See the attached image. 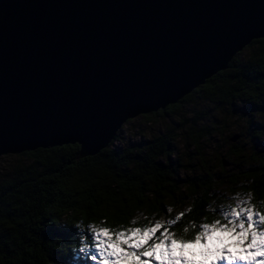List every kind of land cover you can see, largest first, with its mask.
I'll return each mask as SVG.
<instances>
[{
    "label": "trees",
    "instance_id": "trees-1",
    "mask_svg": "<svg viewBox=\"0 0 264 264\" xmlns=\"http://www.w3.org/2000/svg\"><path fill=\"white\" fill-rule=\"evenodd\" d=\"M193 97L201 103L188 118L137 141L115 143L120 126L91 155L77 158L75 142L12 153L0 171V264H95L92 228L107 229L101 247L156 222L178 239H194L200 225L225 223L221 209L239 198L263 213L264 36L176 102L140 115L168 114ZM232 119L250 125L248 133L228 130ZM217 135L224 148L209 147ZM180 136L184 161L174 153Z\"/></svg>",
    "mask_w": 264,
    "mask_h": 264
},
{
    "label": "water",
    "instance_id": "water-1",
    "mask_svg": "<svg viewBox=\"0 0 264 264\" xmlns=\"http://www.w3.org/2000/svg\"><path fill=\"white\" fill-rule=\"evenodd\" d=\"M262 36L264 0H0V154H94Z\"/></svg>",
    "mask_w": 264,
    "mask_h": 264
},
{
    "label": "snow or ice",
    "instance_id": "snow-or-ice-1",
    "mask_svg": "<svg viewBox=\"0 0 264 264\" xmlns=\"http://www.w3.org/2000/svg\"><path fill=\"white\" fill-rule=\"evenodd\" d=\"M221 215L225 223L220 220L204 223L190 240L176 238L161 222L143 229L132 228L129 233L120 232L118 237L128 246L127 251L120 253L101 247L106 244L100 240L101 231L107 232V229L92 228L91 232L104 264H121L122 261H131V264H264V213L255 211L250 200H244L222 208ZM182 216L183 213L176 216L168 226L175 225ZM233 248L237 251L233 252Z\"/></svg>",
    "mask_w": 264,
    "mask_h": 264
},
{
    "label": "rangeland",
    "instance_id": "rangeland-1",
    "mask_svg": "<svg viewBox=\"0 0 264 264\" xmlns=\"http://www.w3.org/2000/svg\"><path fill=\"white\" fill-rule=\"evenodd\" d=\"M201 102L194 98L191 100H186L180 103V105L175 108L173 111L169 112L168 114H157L152 115L150 117H144L140 114H137L130 118L129 120L122 123L120 130L118 131V138L115 140V143H118L121 141H137L142 137L151 136L159 131H162L164 126L167 125L169 122L173 120H178L179 118H188L192 112V110L195 107H198V105ZM229 126L228 130H232V132L237 131L238 129L243 128L246 132L251 127L250 125L244 124L240 119H232L228 120ZM242 130V129H241ZM248 133V132H247ZM226 132L224 133L225 136ZM222 135H217L211 144H209L210 148H214L215 145L220 144L221 147L224 146V142H221ZM231 137V136H230ZM230 137L227 139L228 141H233V139H230ZM247 137V136H246ZM208 142V140H206ZM213 145V146H212ZM259 147H261L260 143L258 144ZM183 137L180 136L174 141V153L176 154L177 158L180 161H184V153H183ZM209 148V149H210ZM224 148V147H223ZM208 151V154H210V151ZM13 158L12 153H5L0 154V171L5 167V165L8 163V161ZM237 200L244 201L242 198H239ZM255 211L258 212L257 209ZM264 213V210H263ZM116 244V245H115ZM127 244L123 243L122 239L117 237V243L112 244V247H108L109 249H112L116 251L117 253H120L121 251H127ZM92 250H95L94 247H92ZM198 250V246H197ZM233 252H236L237 249L233 248ZM97 253H99L97 251ZM101 256V255H100ZM98 258V261L95 264H104V261L102 257ZM143 259V257H142ZM121 264H131V261H122ZM221 264H224V262H221Z\"/></svg>",
    "mask_w": 264,
    "mask_h": 264
}]
</instances>
